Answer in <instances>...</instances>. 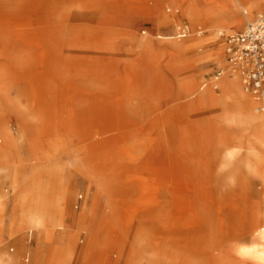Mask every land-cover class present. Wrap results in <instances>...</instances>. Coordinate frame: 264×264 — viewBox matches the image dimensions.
<instances>
[{"label":"bare ground","instance_id":"1","mask_svg":"<svg viewBox=\"0 0 264 264\" xmlns=\"http://www.w3.org/2000/svg\"><path fill=\"white\" fill-rule=\"evenodd\" d=\"M20 1L0 5V173L21 191L19 219L36 236L37 255L44 241L50 245L45 264H72L75 247L62 215L70 190L52 151L47 166L34 167L35 183H23V165L13 160L21 156L19 144H34L29 116L43 127L45 143L52 141L47 126L61 121L66 139L84 144L82 165L99 160L122 166L126 177L112 182L116 189L106 203L113 213L128 199L151 203L158 243L141 228L130 239V222L124 239L107 247L110 264H162L163 257L170 264H264L263 118L225 51L211 54L222 67L217 96L204 82L208 54L190 56L203 40H181L191 31L201 35L204 24L211 32L245 24L249 17L226 14L243 1ZM56 5L64 6V15L54 13ZM263 8L264 0H252L253 11ZM180 15L191 26L181 24ZM140 17L147 18L149 31L141 29ZM158 25L178 32L164 35ZM126 41L133 47L128 61ZM176 90H182L179 97ZM190 108L196 116L221 108L213 120L220 144H199L205 124L201 119L192 127ZM161 139L168 144H158ZM132 173L138 176H127ZM91 192L89 187L85 206ZM2 205L0 198V212ZM16 227L5 229L0 218V243ZM0 264L20 263L0 254Z\"/></svg>","mask_w":264,"mask_h":264},{"label":"rangeland","instance_id":"2","mask_svg":"<svg viewBox=\"0 0 264 264\" xmlns=\"http://www.w3.org/2000/svg\"><path fill=\"white\" fill-rule=\"evenodd\" d=\"M8 1L9 0H0V5L4 6L5 4H10L15 6L21 2L20 0ZM207 1L209 3L214 2V0ZM242 1L243 6L239 7V9L234 13L228 9L226 14H235L238 17L244 18L249 17V20L246 21L245 24L236 26L235 30L232 31L224 29L222 31L215 32H211L209 25L204 24L201 35L195 34L191 31V34L188 35V37L181 39L188 41L191 45L195 44L198 39L203 40L204 44L202 47L194 49L190 56L197 57L201 54H208L202 71L206 75L204 82L208 83V85L213 87V89L215 88V79L217 77H221L218 75V73L222 72V67L218 61L213 59L211 54L219 51L222 53L224 51L226 52V38L231 35L243 33L257 20L260 14L264 13V11H253L251 9L252 0ZM55 7V14L58 16L64 15L65 8L63 5H56ZM146 19L147 18L145 17H140V24L142 25L141 29L149 31L151 27L146 26ZM179 22L181 24H187L188 26H191L189 18H186L183 15L179 16ZM158 29L160 30V33L164 35H175L178 32L177 27L170 28L163 25H158ZM123 47L126 51L124 59L128 61L131 59L129 54L133 51V47L130 42L127 41L123 43ZM226 58L228 59V55ZM165 62L166 61H164V63ZM181 92L182 90H176V93H178L176 97H179ZM214 93L217 96L222 94L221 88L218 87L214 89ZM248 94L254 100L255 106L258 110L257 113L262 116L264 123L263 103L257 101L252 96V94ZM190 110H192V108H190ZM221 112V108H208L204 115L196 116L193 110L189 111V114L192 116L191 124L193 128L197 127H195L193 124H196L201 119L205 124V131L202 135L203 138L199 141V144H220L221 134H219V132L216 130L213 120L216 116L220 115ZM29 118L31 119L32 124L30 138L33 140L34 144H29V142L19 144L21 149L19 151L21 152V159L19 157L18 159L15 158L13 161L23 165V167L20 169V176L22 175V178H24L25 175L27 176L26 182L23 180V183L31 184L35 183L37 180V172L33 173L36 164L43 162L45 163L44 165L47 166L48 153L50 151L57 153V161L59 162L61 172L65 178L64 181H66L67 187L70 190L68 202L66 205H64V211L62 212V215L64 216V223L69 229V239L72 242V246L75 247L74 255L72 256V264H110V253L108 252L107 247L114 242L119 243L124 239L123 237L126 236V231L130 226V222H133L135 225L133 226V233L130 235V239H132V237L135 236L136 231L141 228L144 230L145 235L148 236V239L150 242H152V244L155 245V243H158L156 233L157 230H159V226L158 223H156L157 221L152 223L153 210L151 203L128 199L122 206H119L117 213H113L109 208H107L106 203L111 199L109 194L110 189H116L115 186L112 187V182L118 183V180L124 179L122 178L123 176L126 177V172L124 169H122L120 164L108 166L109 164L107 165V163H105L106 165L99 164V160H92L91 162L88 160L85 165H82L81 160L84 158V144H75L73 143L74 141L70 142L69 136L68 139H66L67 133L65 134V126L61 121H57L55 119L53 124L51 123L49 126H47V129L50 131L47 136L50 138L49 140L52 141H47V143H45L41 134V128L43 129V127H39V123L36 121L35 116H32V118L29 116ZM169 119L170 117L166 116L162 121L163 124H161L160 131L163 133H165V130H167L169 127ZM158 137L162 138L160 134ZM164 140L162 141L161 139L158 144H168ZM81 168L83 170H81ZM122 171L125 172L124 175ZM127 176L134 178L138 175L132 173L127 174ZM252 186L254 199L258 201L261 195V186L257 180L253 181ZM89 187L92 190L91 194L93 196L90 198L87 206H85L86 193ZM104 187L106 189H104ZM227 190H229V187L221 189V191L218 190V194H224L225 192H228ZM237 193L238 196L242 195V191H237ZM20 194L21 191H18L17 188L13 189L12 180L10 177L4 173H0V198L3 202L0 218L3 221V226L5 229H8L12 224L17 226L13 233L7 232L2 237V241L0 243V254L14 256L20 264H34L36 261H39L41 264H45L50 245L44 241L42 245L43 250L40 252L41 254L39 253V255H37V252L35 251L36 236L32 235L27 224L22 223L19 219L17 203L20 200ZM30 198L31 195L28 196L27 201ZM230 199L232 198H229V201H231ZM94 204L96 205L97 209L92 211L93 207H95ZM144 223H146V225H143ZM60 232L63 231L61 230ZM89 242H91L92 246L87 251ZM161 261L162 264H170L172 262L171 259L168 260L165 259V257H163ZM121 264H125V261Z\"/></svg>","mask_w":264,"mask_h":264},{"label":"built area","instance_id":"3","mask_svg":"<svg viewBox=\"0 0 264 264\" xmlns=\"http://www.w3.org/2000/svg\"><path fill=\"white\" fill-rule=\"evenodd\" d=\"M225 45L227 61L239 73L246 92L264 106V13L243 33L228 36Z\"/></svg>","mask_w":264,"mask_h":264}]
</instances>
